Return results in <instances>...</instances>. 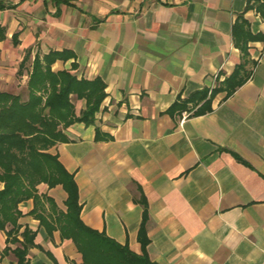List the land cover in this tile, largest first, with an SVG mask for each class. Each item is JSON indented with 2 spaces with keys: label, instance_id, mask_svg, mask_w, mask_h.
Returning <instances> with one entry per match:
<instances>
[{
  "label": "crops",
  "instance_id": "1",
  "mask_svg": "<svg viewBox=\"0 0 264 264\" xmlns=\"http://www.w3.org/2000/svg\"><path fill=\"white\" fill-rule=\"evenodd\" d=\"M0 4L1 92L29 99L37 54L59 53L53 71L105 83L95 122L62 128L66 140L48 151L73 174L87 227L141 255L146 206L154 264H264V0ZM239 20L246 56L235 43ZM71 101L79 116L86 101ZM205 102L210 110L195 114ZM37 189L41 203L19 205L20 232H37L30 263L82 264L74 242L50 227L57 213L46 196L66 212L67 193L61 185ZM7 246L16 247L0 229V264H16Z\"/></svg>",
  "mask_w": 264,
  "mask_h": 264
},
{
  "label": "trees",
  "instance_id": "2",
  "mask_svg": "<svg viewBox=\"0 0 264 264\" xmlns=\"http://www.w3.org/2000/svg\"><path fill=\"white\" fill-rule=\"evenodd\" d=\"M6 6L0 4V10ZM246 21L239 20L234 26L235 43L244 56L247 54L249 37L244 33ZM6 38V29L0 25V40ZM59 53H50L41 57L36 55L28 82L29 99L23 101L21 96L0 91V229L7 234V243L16 245L14 249L7 246L5 252H12L16 264H31L29 251L35 247L37 232L25 228L20 232L19 219L23 213L19 205L34 198L41 203L38 196V185L47 184L50 188L61 185L67 193L66 212L57 211L55 202L46 196L57 216L53 220L56 226L51 230H60L65 239H71L82 254V264H154L148 255L147 246V207L144 208L143 221L139 230L142 254L132 252L127 245H121L104 232L87 227L81 220L82 205L79 189L73 174L69 173L59 161L57 155L48 151L66 138L62 128L66 129L80 122L92 125L95 115L106 96L105 83L100 78L94 80L78 79L68 70L53 71L52 65L62 57ZM30 59V51L23 60V66ZM74 67V65H73ZM244 69L242 63L231 77V82ZM245 80L235 82L228 88L229 93ZM238 84V85H237ZM86 101L85 109L79 116L71 96ZM207 92L202 93L201 100ZM200 101V99L198 100ZM205 102L195 114H204L210 110ZM205 105V106H204ZM172 109L181 108L175 103ZM35 208L31 213L36 214ZM41 224L48 226L44 215H37ZM8 227L11 229L7 230Z\"/></svg>",
  "mask_w": 264,
  "mask_h": 264
}]
</instances>
